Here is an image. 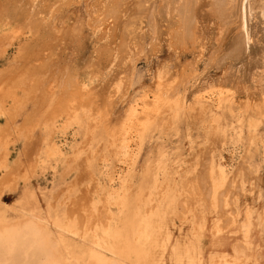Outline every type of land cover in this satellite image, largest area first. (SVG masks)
<instances>
[{
  "label": "rangeland",
  "instance_id": "1",
  "mask_svg": "<svg viewBox=\"0 0 264 264\" xmlns=\"http://www.w3.org/2000/svg\"><path fill=\"white\" fill-rule=\"evenodd\" d=\"M32 1L0 0V72L39 80L0 106V264H264L263 83L253 80L264 23L252 19V50L238 60L235 26L220 33L207 0L186 48L162 16L157 37L145 33L141 0L96 29L114 0ZM31 52L43 54L26 62ZM66 78L92 104L50 118ZM159 83L170 102L142 131L132 111ZM31 220L42 232L27 240Z\"/></svg>",
  "mask_w": 264,
  "mask_h": 264
},
{
  "label": "bare ground",
  "instance_id": "2",
  "mask_svg": "<svg viewBox=\"0 0 264 264\" xmlns=\"http://www.w3.org/2000/svg\"><path fill=\"white\" fill-rule=\"evenodd\" d=\"M200 1L201 0H141L140 4H139V7H141L140 11L144 9V15H142V16H144V20H145V18H147V22L143 20L145 23L143 28L144 29H145V27L147 28V30L145 29L146 30L145 33H147L152 38V40H154L159 33L158 28H157V18H158V16L159 17L162 16L166 20L174 21V23L176 24V27L169 29L170 30L169 36L171 38V42L173 43V45H179V46H183L184 48H186L188 45L187 42H189V43H191L192 46H194L195 42H196V34H195L196 31H195L194 27H196L195 25H196L197 21L195 20L196 18L194 19L192 16V15H196V14H192V12L194 11L193 9H195V7L197 5L200 6V4H199ZM207 1L211 7L209 9H211V11L213 12V14L215 15V17L217 18V20L220 24L219 25L220 26L219 27L220 33L226 34V33L230 32V30L232 31L233 26H235V30L237 31V33H236V35L234 34L235 35L234 36V44H236V46H235V51L234 50H233L234 52L232 51L233 52L232 57L235 59H238V60L241 59L242 57H245V56L247 57L249 52L252 50L251 45L253 43V36H252V30H251L252 19L257 18V19H260L264 23V0H207ZM122 3H123V0H114L113 4L109 8H106L104 11H102V12H104V13H102L103 14L102 16L94 19L95 21L89 22V27H91L92 29H96L97 27H103V28L108 27L109 28V26L114 25V23H116L120 19V13L122 12V8H123ZM142 18H141V20H142ZM136 22H137V20H136ZM5 24H7L6 25L7 28L9 27L11 29V27H10L11 25H9V23H5ZM5 24H4V26H5ZM139 28H140V26H139ZM20 31H22V30H20ZM194 31H195V33H194ZM17 33H18V31H17ZM19 33L21 34V32H19ZM131 33H133V32H131ZM8 36H9V34H7V37ZM19 36H21V35H18V37ZM48 40H50V39H48ZM0 42H1V40H0ZM28 47H29V44H28ZM39 48H40V46H39ZM31 49L34 50L33 48H31ZM36 50H38V49H36ZM40 50H42V49H40ZM33 52H31V54L27 53L25 56H23V58L26 60V62L36 60L40 55L43 54V53L40 54L38 52L39 54L36 53V54L32 55ZM35 52H37V51H35ZM39 62H41V60H39ZM261 62L263 65V68H262L263 70L261 69L262 70L261 74H257V75H259L258 77L254 76L253 80H254L255 84L256 83H259V84L263 83L262 91L260 92V96L262 99L261 100L262 101V107H264V58L263 59L261 58ZM261 62H260V64H261ZM33 63H35V62H33ZM28 64H32V63H28ZM27 67L29 68V66H27ZM23 69H22V71H23ZM258 72H259V70H258ZM37 76L38 75H36V72L34 73L30 69H26L23 72L20 71L19 73H16V72L2 73V72H0V83H1V85L5 84V83L9 85L8 87H6V89H4L6 84H5L3 89L0 87V106L2 108H4V111L7 108V106H6L7 102H10V103L15 102V104L18 103L17 98H16V93H17V91H19V89L23 88L25 83H32V85L30 87H27V85H26L27 94L32 95V94H35L37 92V84L39 81ZM169 85H170V83H169ZM158 86H159L158 87V89H159L158 93H154V94L152 93L153 94L152 98L148 97L151 99L150 101L146 102L145 104H143L139 108L133 109V111H132V115L133 114L137 115L136 124H137V126L141 127L142 131H146L147 127L152 123L153 118L157 115L159 109L162 108V106L164 105L163 101L164 100L167 101L166 104L168 102H170V92H169L170 88L166 85H163V84L160 85V83ZM80 88L73 79L66 78V80L64 81L63 86L61 88V98L59 99V102L57 103V105L53 109V112H52V115L50 118L55 119V118L59 117L60 115H64V117H70L73 114H75L80 109V107H82L83 103H86V102L90 103L91 102V104H92L90 97H86L84 94H82V91L80 90ZM172 90H174V89H172ZM172 90H171V92H172ZM148 98H146V99L148 100ZM89 106H90V104H89ZM87 107H88V105H87ZM166 107H167V105H166ZM92 109L93 108L88 109L89 112H91ZM161 111H163V109ZM73 117H74V115H73ZM104 117H107V115ZM30 123L31 122L28 120L27 125H26L27 130L30 128ZM4 133L1 132V130H0V142H2L4 139V138L2 139V137H5ZM0 178H1V176H0ZM4 180L5 179H3V181ZM0 181H2V180H0ZM7 182H8V180H7ZM5 183H6V180H5ZM33 223H34V221H33ZM20 232H21V235L23 236V238H25L27 240H30V239L33 240V238L38 233L41 234L42 231L40 232L39 226L32 224V220H31V223L25 222V224H23V226H21ZM2 235H3V233L0 232V236H2ZM3 237H4V235H3ZM40 240H42V238ZM37 242L39 243L40 241H37ZM40 245H42L41 242H40L39 246ZM44 246H45V244L42 245V248ZM50 252H52V251L50 250ZM50 252H49V250L48 251L46 250L44 252L46 255V260H48V262L49 261L51 262V260L54 259V253L52 252L53 253L52 254ZM234 253H236V255L238 257L239 256L242 257V255L245 254L244 247L242 248L238 245L235 248Z\"/></svg>",
  "mask_w": 264,
  "mask_h": 264
}]
</instances>
